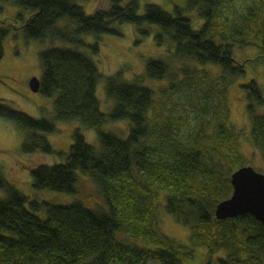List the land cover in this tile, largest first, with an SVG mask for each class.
<instances>
[{
    "label": "trees",
    "instance_id": "16d2710c",
    "mask_svg": "<svg viewBox=\"0 0 264 264\" xmlns=\"http://www.w3.org/2000/svg\"><path fill=\"white\" fill-rule=\"evenodd\" d=\"M0 1L31 11L19 21L26 38L34 41L82 44L78 36L118 34L117 24L157 26L159 40L172 43L167 53L183 64L176 73L164 60H150L142 83H130L123 70L104 78L94 61L78 51L53 47L41 53L40 93L55 99L54 119H34L3 100L0 117L23 134L25 154L65 159L34 167L35 190L74 196L81 173L92 180L103 205L88 209L81 202H32L33 210H28L26 196L0 179V189L7 193L0 199V264H191L200 249L206 255L199 264H264V226L255 217L220 221L215 216L217 205L233 194L232 175L246 166L243 138L250 139L264 162V113L259 111L264 89L255 79L241 86L247 91L249 135L232 124L228 98L231 84L246 78L249 64L264 65V2L251 4L246 14L226 23L220 10L235 0H187L186 9L176 8V16L156 5L140 15L141 0H113L93 15L85 13L79 0ZM187 10L197 16L186 18ZM64 20L77 25L76 31L60 26ZM8 34L0 25V61ZM237 48L258 53L240 62ZM92 50L97 55L99 44ZM148 80L168 81L162 97H156ZM103 82L113 101L109 114L102 112L97 96ZM176 94L188 97L194 126L165 112ZM73 121L98 132L99 149L77 131L66 153L54 150L47 136L57 132V122ZM120 121L131 124L127 139L102 130ZM161 204L176 224L188 229L189 245L161 232Z\"/></svg>",
    "mask_w": 264,
    "mask_h": 264
},
{
    "label": "rangeland",
    "instance_id": "374dc122",
    "mask_svg": "<svg viewBox=\"0 0 264 264\" xmlns=\"http://www.w3.org/2000/svg\"><path fill=\"white\" fill-rule=\"evenodd\" d=\"M112 1L79 0L78 4L87 15H93L99 9L110 7ZM123 1L128 3L130 0ZM258 1L264 2V0H235L231 6L224 8L222 12L220 10L221 22L233 23L248 12L251 4L254 5ZM148 5L159 6L166 13L176 16V8L186 9L187 0H141L140 15L145 13ZM191 14L197 16V13L188 10L183 13L186 18H190ZM30 15V10L21 8L13 2L0 1V25L9 29V34L4 42V57L0 61V101L3 100L12 109L27 114L34 119L53 120L55 117V99L44 97L40 92L34 93L30 87V81L33 78L41 79L43 76L41 53L53 47L71 49L87 55L94 61L104 78L114 76L123 70L125 79L130 83H140L142 81L150 60H164L170 65V68L172 67L171 70L176 73L182 70L183 64L166 51L169 47L170 50L172 49L170 39H165L162 42L159 40L158 35L161 29L157 26L138 28L132 24H117L113 28L118 31V34L78 36L77 40H80L82 44L59 40L34 41L26 38L19 21L28 18ZM65 25L69 27L70 32H75L77 29V25L70 24L68 20H64L60 24V26ZM193 27L197 28L194 24ZM147 29L150 32L149 34H143L140 31H147ZM97 43L99 44V52L95 55L92 46ZM257 53V49L239 48L236 50L235 55L237 61L244 62L247 59H254ZM136 78L139 80H136ZM252 79H255L264 89L263 64H249L246 78L238 79L231 84L228 97L232 116L231 122L238 130H245L246 135H249L250 128L247 113V91L241 89V86ZM147 84L156 90V97L158 98L162 97L160 91L164 86H167L168 81H149ZM97 96L101 103L102 112L109 114L112 111L113 101H110L106 95L104 82L99 84ZM174 98L175 101L166 107L165 112L175 114L178 123H187L186 125L194 126L197 120L193 109L190 107L188 97L176 94ZM259 111L264 113V108ZM130 129L131 124L129 121L110 122L102 128L103 131L113 133L122 139L128 138ZM56 130L57 132L48 135L47 139L57 153H66L70 149L74 134L77 131L82 133L89 145L97 149L100 148L98 132L83 127L78 121L57 122ZM23 140V134L14 124L0 117V179L26 196L28 210H33L31 207L32 202H48L58 206H69L81 202L88 209H95L94 207L103 205V199L92 180L81 173H78V193L74 196L35 190L31 176L34 167L37 165L53 166L62 164L65 159L58 154L48 155L41 152L25 154L22 151ZM242 150L245 155L246 166H252L257 171L256 167H258L264 171V162L259 153L253 150L249 138H243ZM6 198V191L0 189V199ZM38 215L40 217L45 216L44 213ZM158 224L164 235L189 245L190 234L188 229L176 224L174 219L167 215L162 204L160 205ZM205 255L206 251L200 249L191 264H199L200 258L205 257ZM151 263L159 264L156 261H151Z\"/></svg>",
    "mask_w": 264,
    "mask_h": 264
},
{
    "label": "water",
    "instance_id": "95a60500",
    "mask_svg": "<svg viewBox=\"0 0 264 264\" xmlns=\"http://www.w3.org/2000/svg\"><path fill=\"white\" fill-rule=\"evenodd\" d=\"M34 93L41 90V81L33 78ZM232 196L217 205L216 218L220 221L252 215L264 226V174L253 167H243L231 177Z\"/></svg>",
    "mask_w": 264,
    "mask_h": 264
},
{
    "label": "bare ground",
    "instance_id": "6f19581e",
    "mask_svg": "<svg viewBox=\"0 0 264 264\" xmlns=\"http://www.w3.org/2000/svg\"><path fill=\"white\" fill-rule=\"evenodd\" d=\"M237 49H239V48H237ZM237 49H236V50H237ZM235 54H236V51H235ZM235 57H236V55H235ZM245 167H252V166H245ZM253 168H254V167H253ZM254 169H255V168H254ZM255 170H256V169H255ZM237 171H238V170H237ZM237 171H236V172H237ZM256 171H257V170H256ZM258 172H260V171H258ZM260 173H262V172H260ZM263 174H264V173H263ZM215 213H216V212H215ZM167 215H168V214H167ZM168 216H169V215H168ZM215 216H216V215H215ZM217 220H218V219H217Z\"/></svg>",
    "mask_w": 264,
    "mask_h": 264
}]
</instances>
